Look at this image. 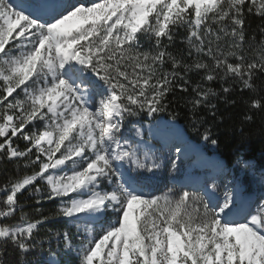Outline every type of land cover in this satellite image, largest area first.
I'll return each instance as SVG.
<instances>
[{
	"label": "snow or ice",
	"instance_id": "snow-or-ice-1",
	"mask_svg": "<svg viewBox=\"0 0 264 264\" xmlns=\"http://www.w3.org/2000/svg\"><path fill=\"white\" fill-rule=\"evenodd\" d=\"M257 74L264 0H0V264H264V192L219 167L145 191L178 108L213 146L233 93L264 119Z\"/></svg>",
	"mask_w": 264,
	"mask_h": 264
},
{
	"label": "trees",
	"instance_id": "trees-1",
	"mask_svg": "<svg viewBox=\"0 0 264 264\" xmlns=\"http://www.w3.org/2000/svg\"><path fill=\"white\" fill-rule=\"evenodd\" d=\"M251 26L256 28L260 24L258 17H251ZM184 35L183 30L179 32L176 40V48L183 47L180 44V37ZM144 47H148L147 43ZM253 83L260 90L264 88V77L260 74L254 78ZM249 97L251 93L245 91L243 93H233L232 97L237 99V103L233 106H226L223 102H218V115L223 116L222 121H211L209 123L213 125L212 130L214 137L218 140V144L213 146L211 143L204 141L190 126L187 111L183 107L178 108L180 116L177 117L179 123L183 126L186 133L204 147L208 152H213L220 155L225 159L227 163H233L238 156L243 158H251L255 162V168L259 169L264 167V119L261 118V114L252 110L251 115L253 120L251 122H243V116L249 110L239 101L240 96ZM167 116V114H163ZM242 129V130H241ZM8 171L5 172L3 167L0 166V183L4 182L8 175L13 174L12 165H7ZM2 195V194H0ZM23 200V197L20 198ZM53 202H46L42 205L45 212L54 208ZM48 227L61 228L62 224L52 222L40 229V235L43 236L46 233ZM47 253L37 254L29 253L28 257H36L40 260L41 264H44Z\"/></svg>",
	"mask_w": 264,
	"mask_h": 264
},
{
	"label": "rangeland",
	"instance_id": "rangeland-1",
	"mask_svg": "<svg viewBox=\"0 0 264 264\" xmlns=\"http://www.w3.org/2000/svg\"><path fill=\"white\" fill-rule=\"evenodd\" d=\"M171 158H172L171 153L165 154V156L163 157L164 167L161 168V170L159 171L158 174H156L155 177L145 181V184L148 185V187L145 188V191L151 192L150 185L156 180L160 181L161 188L154 192L163 191L167 186H171L172 183H170L168 179L171 178L172 175L174 174V172L169 171V167H170L169 161ZM240 159L242 158L240 157ZM237 161L239 162V158H237ZM242 167L244 166H242L240 163L238 171H240V173L246 171L245 180H244L245 185L248 186L253 191L255 190L259 193L264 192V176L251 168L247 171L245 167L244 169H242ZM234 171L235 169H233L232 172ZM166 175H167V179H165ZM228 176H231V172L228 173ZM72 259L74 260L75 258L72 257Z\"/></svg>",
	"mask_w": 264,
	"mask_h": 264
},
{
	"label": "bare ground",
	"instance_id": "bare-ground-1",
	"mask_svg": "<svg viewBox=\"0 0 264 264\" xmlns=\"http://www.w3.org/2000/svg\"><path fill=\"white\" fill-rule=\"evenodd\" d=\"M166 121H168V118H166ZM171 123L174 124V128L177 131V135L173 137V141H175L176 143H180L183 147H187L189 150H194L198 148V144L187 136V134L179 125V123H177L176 121H173ZM182 138H185V140H182Z\"/></svg>",
	"mask_w": 264,
	"mask_h": 264
}]
</instances>
